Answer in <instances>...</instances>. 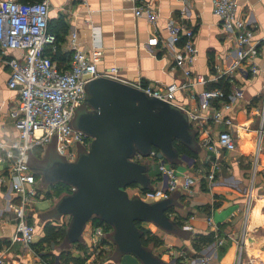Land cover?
<instances>
[{
    "label": "crops",
    "instance_id": "0c3cea01",
    "mask_svg": "<svg viewBox=\"0 0 264 264\" xmlns=\"http://www.w3.org/2000/svg\"><path fill=\"white\" fill-rule=\"evenodd\" d=\"M145 1L159 12L156 24L135 15L134 0H50V19L63 15L69 24V31L60 43L61 50L68 56L73 53L70 38L73 32H77V45L86 53L92 50L95 40L102 45V59L98 64L100 71H109L112 66H118L120 76L128 83L155 87L171 83L181 85L193 79L175 67L161 43L149 45L148 41L154 36L168 38L166 24L170 18L184 21L194 28L199 52L193 68L195 72L204 74L209 82L179 89L175 102L186 109H196L199 107L198 101L191 94H198L225 77L235 97L233 107L226 111L222 122L213 119L212 109L202 110V119L200 124L197 123L203 148L201 153L174 165L178 173L189 175L194 181L192 192L177 190L182 194L179 198L182 206L170 211L171 217L179 225L192 228L189 229L191 237L165 232L149 222H144V225L162 239V243L153 246V249L156 252L164 250L172 263L202 264L201 260L205 258L206 264H237L238 241L245 239L241 264H264V132L260 141L261 117L257 113L262 108L264 96V0H238L240 15L255 30V38L259 41L257 60L262 71L257 74L237 72L227 77L221 75L237 56V40L214 13L213 0ZM11 55L21 57L22 52H0V140L7 142L18 138L10 113L20 98L19 90L9 85L11 69L7 61ZM56 61L63 67H69L70 62ZM224 129L232 132L237 148L222 149L214 157L202 141L208 135L217 137L219 131ZM214 162L219 164V169L216 178L210 180L207 175ZM152 166L150 176L155 187L161 185L164 179L158 164L152 163ZM37 176L40 186V177ZM51 188H40L37 201L27 210L28 217L37 226V241L44 234L45 222L39 215V203L46 200L54 203L58 198H46ZM17 200V194L10 184L0 182V257L4 258V264H41L43 258L36 251L22 245H11L17 223L13 205ZM210 216L215 226L209 224ZM210 232L218 236L216 241L204 245L200 250L195 249V239L200 234ZM221 239L225 241L221 243ZM77 246L73 245L75 256L87 255L91 251L90 248L87 251L79 250ZM182 251L186 256H181ZM50 252L60 258L59 248H52ZM129 261L130 264H138L133 259ZM112 264L118 263L113 261Z\"/></svg>",
    "mask_w": 264,
    "mask_h": 264
},
{
    "label": "built area",
    "instance_id": "2783aa9c",
    "mask_svg": "<svg viewBox=\"0 0 264 264\" xmlns=\"http://www.w3.org/2000/svg\"><path fill=\"white\" fill-rule=\"evenodd\" d=\"M134 3L136 16L145 17L152 24L158 22L159 12L150 3L145 0H134ZM213 8L223 26L232 31L237 40V56L221 76H232L237 72L257 74L262 71L257 60L259 41L255 38V30L240 15L239 1L213 0ZM50 11V0L29 2L0 0V52L2 54H9L11 50L22 52L21 57L11 55L7 61L11 69L9 85L18 89L20 93L18 105L10 113L15 121L18 138L10 142L0 140V182L9 183L18 197L13 205L17 223L11 245H22L31 248L34 252L37 226L30 221L27 210L37 201L40 188L39 178L29 165L30 152H42L51 139L57 136L59 152L66 155L70 162L75 161L79 156L78 144L82 143L90 149L93 140L92 136L73 126L75 109L86 98L87 83L102 76L128 83L120 76L118 66H112L109 71H100L98 64L102 59V45L95 40L92 50L86 53L77 45V32H73L70 38L73 50L71 64L69 67L61 66L49 52V46L53 50L57 48L56 36L48 32ZM166 27L169 35L167 39L154 36L148 44L161 43L173 59L175 67L182 69L187 77L193 79L192 82L181 85L171 83L161 87L144 83L133 85L152 96L179 105L175 102L179 89H186L197 83L207 84L209 80L204 74L195 72L193 68L199 52L194 28L174 18L168 19ZM191 96L198 101V108L186 109L179 106L187 111L193 127H197V123L200 124L201 111L206 109L213 110L214 120L224 121L225 113L233 107L235 99L232 93L227 95L222 88H204L198 94L192 93ZM257 113L261 117L259 130L261 141L264 132V96L262 108L258 109ZM202 144L214 157L222 149L237 148L234 135L226 129L219 131L217 137L208 135ZM151 156L155 158L164 181L151 190H142L140 193L144 200L164 199L180 189L192 192L194 181L191 176L178 173L176 167L166 161L159 150H153ZM135 160L145 159L137 155ZM218 169L219 164L214 162L207 178L214 180ZM73 189L72 187V191ZM208 222L211 226H215L212 216L208 218ZM89 224L90 228L85 233L91 251L90 257L84 264L111 262L109 257L104 263L97 260L101 250H104L108 256L113 254L111 240L107 244L103 243L104 239H109V232H106L102 225L94 226L91 222ZM244 240L238 241L240 248L237 264L242 262ZM224 241L225 239H221V243ZM180 254L186 256L184 251ZM44 262L42 259L41 264ZM206 262L205 258L201 260L202 264ZM4 263V258L0 257V264Z\"/></svg>",
    "mask_w": 264,
    "mask_h": 264
},
{
    "label": "water",
    "instance_id": "95a60500",
    "mask_svg": "<svg viewBox=\"0 0 264 264\" xmlns=\"http://www.w3.org/2000/svg\"><path fill=\"white\" fill-rule=\"evenodd\" d=\"M87 84L85 107L73 126L93 137L90 149L79 153L73 162L50 156L39 169L41 173L30 166L41 174L46 186L65 183L74 188L57 198L47 217H40L46 221L70 216L61 249L85 243L89 222L96 217L112 226L111 239L121 255H134L141 264H166L152 247L143 244L144 230L137 222L154 223L164 231L190 238L192 232L181 229L170 215L171 209L182 206L181 192L147 201L131 198L127 189L133 185L142 190L154 188L153 166L146 159L155 149L173 165L191 157L180 152L178 143L200 154L198 132L183 107L131 83L102 76ZM137 155L145 160H135ZM111 259L120 262L116 255Z\"/></svg>",
    "mask_w": 264,
    "mask_h": 264
},
{
    "label": "trees",
    "instance_id": "16d2710c",
    "mask_svg": "<svg viewBox=\"0 0 264 264\" xmlns=\"http://www.w3.org/2000/svg\"><path fill=\"white\" fill-rule=\"evenodd\" d=\"M22 1L29 2V0L28 1L22 0ZM34 1H38V0H34ZM68 31H69V24L67 23L63 15L57 17L56 19H50L48 32L56 36L57 48L56 50H53L52 47L49 46V52L55 60L58 59L61 62H66V61L68 63L70 62L69 63L70 66L73 58V53L70 56H68L66 52L61 50V45H60V43L64 40L65 36L67 35ZM215 87L224 89L227 95L231 93L229 88V80L227 81L225 77H221L219 81L213 82L209 86V88H215ZM177 145L182 154L190 155L193 158L196 157L197 154L193 153L187 147L179 143ZM133 186H138V185H133ZM143 191H147V190H143ZM71 192H72L71 186L65 183H59L57 185L52 186V188L47 191L46 198L60 197L64 193H71ZM171 211L173 212L174 210L171 209ZM30 221L33 222L32 220ZM90 222L93 223L94 226H99V225L104 226L106 232L112 231V226L109 223L105 221H101L96 217L93 218ZM137 224L139 225V227H141L144 230V234L142 237V241L144 245L153 248V246L156 247L162 243V239L159 238L157 235H155L150 228L144 225V223L137 222ZM68 226L69 223H65L63 219L46 220L43 224L44 234L33 245V249L45 261L50 262L52 264H84L86 260L90 257V253L83 256L81 255L75 256L74 253L72 252L73 247L71 249L60 248V245L62 244L66 236ZM217 237L218 236H216L214 232H210L209 234H200L194 241L195 249L200 250L204 245L212 244L213 242L216 241ZM109 241L110 239H104L103 243L107 244ZM76 245H78L77 248L79 250L85 249V251H87L89 248H91V246L88 245L87 241L85 243H78ZM52 248H59L60 258H57L56 254L50 252ZM107 257L111 259L112 256L110 255L108 256L104 250H101L99 252L97 260L104 263ZM111 262H108L106 264H111Z\"/></svg>",
    "mask_w": 264,
    "mask_h": 264
},
{
    "label": "rangeland",
    "instance_id": "374dc122",
    "mask_svg": "<svg viewBox=\"0 0 264 264\" xmlns=\"http://www.w3.org/2000/svg\"><path fill=\"white\" fill-rule=\"evenodd\" d=\"M89 84H87V90H89ZM85 107V102H83L80 106H78L76 109H75V116H74V121H73V124L75 126H77V118H78V115L80 114V112L84 109ZM194 129L198 132V135H199V131H198V128L197 127H194ZM200 136V135H199ZM201 141V138L199 137V142ZM78 155L79 153H83V152H86L88 151V148L85 147L84 144L82 143H79L78 144ZM203 149V148H202ZM55 157V158H60V159H63L65 161H69L68 157L66 155H62L59 150H58V140H57V136H54L51 141L48 143V145L46 146V148L42 151V152H34V151H31L30 152V158H29V165L34 167L35 169H37V172H40V168L42 167V164H44V161L48 158V157ZM148 162H150L151 164L152 163H156V160L154 157L150 156V157H147L146 159ZM41 173V172H40ZM41 176V174H40ZM39 176V177H40ZM42 177V176H41ZM40 186L43 187L44 189H48L50 186H46L45 184V181L44 180H40ZM128 194L131 198H134L136 196H139L141 197L142 199L143 196L142 194L140 193L142 191V188L141 186H130L128 189ZM181 192V191H180ZM176 193V192H175ZM174 194V193H173ZM53 204L54 203H51L50 201L46 200L45 202L43 203H39V209H40V213L39 215L40 216H43V217H47V213L49 211L52 210L53 208ZM173 218V217H172ZM64 222H71V218H64ZM153 226H155L156 228H159L158 226H156L154 223H152ZM181 229H184L183 226H180ZM167 232V231H165ZM111 236H112V231L109 232L108 234V237L109 239L112 241L111 239ZM38 237V235H36V238ZM191 237V236H190ZM37 240V239H36ZM113 243V255L117 256L119 259L120 262H116L118 264H130V261L129 259H133V261L135 260L138 264H141V262L139 261L138 258H136L134 255H131V254H124V255H121L117 249V246L115 245V243L112 241ZM154 250V249H153ZM154 252L166 263V264H171V259L169 258V255L168 253H166L164 250H160V252H156L154 250ZM132 263V262H131ZM173 264H184V263H181V262H175Z\"/></svg>",
    "mask_w": 264,
    "mask_h": 264
}]
</instances>
